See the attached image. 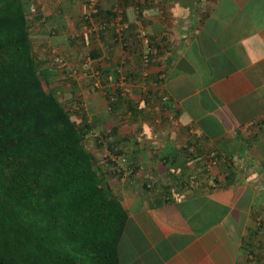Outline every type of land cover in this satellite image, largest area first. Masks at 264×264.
Masks as SVG:
<instances>
[{
    "label": "crops",
    "instance_id": "crops-1",
    "mask_svg": "<svg viewBox=\"0 0 264 264\" xmlns=\"http://www.w3.org/2000/svg\"><path fill=\"white\" fill-rule=\"evenodd\" d=\"M35 3L36 49L64 59L68 105L77 90L98 130L124 138L117 264H245L264 215V0Z\"/></svg>",
    "mask_w": 264,
    "mask_h": 264
},
{
    "label": "trees",
    "instance_id": "trees-1",
    "mask_svg": "<svg viewBox=\"0 0 264 264\" xmlns=\"http://www.w3.org/2000/svg\"><path fill=\"white\" fill-rule=\"evenodd\" d=\"M37 6L0 0V264H117L128 215L110 180L124 138L116 127L98 130L77 90L68 105L56 56L36 49ZM142 56L143 75L155 56ZM247 243L245 264H264V215Z\"/></svg>",
    "mask_w": 264,
    "mask_h": 264
},
{
    "label": "built area",
    "instance_id": "built-area-1",
    "mask_svg": "<svg viewBox=\"0 0 264 264\" xmlns=\"http://www.w3.org/2000/svg\"><path fill=\"white\" fill-rule=\"evenodd\" d=\"M98 0H91V3H90V7H91V10L93 12H96L97 9H96V4H97ZM54 62L56 64H58L59 66H64L65 65V61L64 59L60 58V57H54ZM90 62V59H86L85 61V66H87ZM94 136H97V133H93Z\"/></svg>",
    "mask_w": 264,
    "mask_h": 264
},
{
    "label": "rangeland",
    "instance_id": "rangeland-1",
    "mask_svg": "<svg viewBox=\"0 0 264 264\" xmlns=\"http://www.w3.org/2000/svg\"><path fill=\"white\" fill-rule=\"evenodd\" d=\"M56 65H58V64H56ZM91 136V135H90ZM89 143H91V141H89ZM91 145V144H90ZM98 155H100V156H104V154L106 153V151H97L96 152Z\"/></svg>",
    "mask_w": 264,
    "mask_h": 264
},
{
    "label": "clouds",
    "instance_id": "clouds-1",
    "mask_svg": "<svg viewBox=\"0 0 264 264\" xmlns=\"http://www.w3.org/2000/svg\"><path fill=\"white\" fill-rule=\"evenodd\" d=\"M177 12H179V9H177Z\"/></svg>",
    "mask_w": 264,
    "mask_h": 264
}]
</instances>
